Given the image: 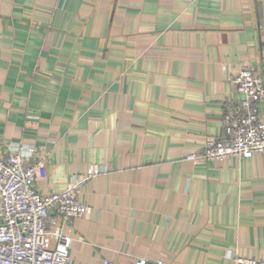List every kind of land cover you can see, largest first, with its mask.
I'll return each instance as SVG.
<instances>
[{
	"label": "crops",
	"instance_id": "obj_1",
	"mask_svg": "<svg viewBox=\"0 0 264 264\" xmlns=\"http://www.w3.org/2000/svg\"><path fill=\"white\" fill-rule=\"evenodd\" d=\"M263 65L264 0H0V156L32 147L42 194L101 169L56 224L74 264L264 260V153L186 159Z\"/></svg>",
	"mask_w": 264,
	"mask_h": 264
},
{
	"label": "built area",
	"instance_id": "obj_2",
	"mask_svg": "<svg viewBox=\"0 0 264 264\" xmlns=\"http://www.w3.org/2000/svg\"><path fill=\"white\" fill-rule=\"evenodd\" d=\"M230 82L239 97L225 105L223 135L206 140L201 151L188 153L186 159L214 161L264 153V120L257 109L264 102V65L260 71L240 67ZM33 153L32 147L17 145L0 156V264H74L68 253L71 237L60 234L56 224L92 213L80 200L81 190L101 169L89 167L66 187L42 194L35 185L40 160H30ZM232 262L264 264L263 259L239 255ZM127 264L148 262L138 258Z\"/></svg>",
	"mask_w": 264,
	"mask_h": 264
},
{
	"label": "water",
	"instance_id": "obj_3",
	"mask_svg": "<svg viewBox=\"0 0 264 264\" xmlns=\"http://www.w3.org/2000/svg\"><path fill=\"white\" fill-rule=\"evenodd\" d=\"M153 264H160V263H153Z\"/></svg>",
	"mask_w": 264,
	"mask_h": 264
}]
</instances>
